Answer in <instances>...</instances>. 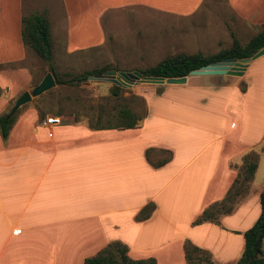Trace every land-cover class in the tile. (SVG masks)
<instances>
[{
	"label": "crops",
	"instance_id": "obj_1",
	"mask_svg": "<svg viewBox=\"0 0 264 264\" xmlns=\"http://www.w3.org/2000/svg\"><path fill=\"white\" fill-rule=\"evenodd\" d=\"M28 2L0 0V115L32 82L23 65ZM205 2L43 0L48 21L52 12L57 15L58 46L69 55L105 43L101 18L109 12L189 17ZM225 4L239 22L264 25V0ZM251 64L230 87H197L200 76H187L184 84L145 95L148 116L133 129L94 130L56 116L59 124L49 125L34 105L22 109L8 138L0 136V264H83L112 242L125 245L132 260L187 264L189 242L208 252L214 264H235L244 251V233L260 216L264 190V173L259 176L264 124L252 122L246 108L254 90L246 78ZM150 148L171 151L172 160L154 168L145 156ZM249 153L257 154V169L232 212L216 223L193 225L207 207L224 200ZM149 203L155 205L152 215L137 222Z\"/></svg>",
	"mask_w": 264,
	"mask_h": 264
},
{
	"label": "rangeland",
	"instance_id": "obj_2",
	"mask_svg": "<svg viewBox=\"0 0 264 264\" xmlns=\"http://www.w3.org/2000/svg\"><path fill=\"white\" fill-rule=\"evenodd\" d=\"M225 3L226 0H206L204 5L189 17L171 16L157 12L149 13L135 9L109 12L101 18L106 35L105 43L72 55L67 54L63 47L58 46L60 30L58 22L56 23L57 15L54 16V12H52L51 20L48 21L53 45V60L50 64L59 78L67 81L72 77L104 68L117 72H138V70L153 67L161 60L180 53L188 55L200 53L205 57H210L230 48L234 38L241 45H246L260 32L261 26L258 24L251 26L248 23L239 22L236 16L226 12ZM55 8L58 9L56 4ZM45 10L46 5L43 0H32L31 4L28 2L25 7V15L46 16ZM50 64L43 62L33 51L27 49V60L23 65L29 69L32 75L29 92L42 81ZM246 78L253 83L254 87L251 93L252 103H248V107H246L249 112L248 117L252 122H258L256 125H263L264 56L251 64ZM238 79L241 78L200 76L194 80L193 85L207 88H212L213 85L230 87ZM242 83L245 82H240V87ZM166 86L167 84L158 86L137 83L131 88L121 87V95L126 100L114 101L110 92L113 85L110 82L87 80L72 86L56 84L51 90L33 98L31 102L21 107L19 113L22 109L34 105L38 109L39 117L59 116L66 118L65 121L88 123V121L95 122L98 111L102 109L105 113L101 115V121L102 124H106L111 115L124 104L140 113L143 101L146 103L145 95L160 94L161 89L164 90ZM0 96H3L2 93ZM166 96L158 98L159 103L160 101L166 102ZM198 97L193 95L190 98ZM17 98L15 96L10 100L4 111L6 114L10 113ZM200 99L203 100L201 96ZM234 100L233 98V104ZM241 105L242 102L239 100V106L241 107ZM160 110L165 112L163 109ZM236 146H240V144H236ZM262 146L264 147V142ZM258 151L259 148L253 150L255 153ZM263 173L264 150L261 155L259 176ZM202 256L204 257V255ZM194 261L196 262V259Z\"/></svg>",
	"mask_w": 264,
	"mask_h": 264
},
{
	"label": "trees",
	"instance_id": "obj_3",
	"mask_svg": "<svg viewBox=\"0 0 264 264\" xmlns=\"http://www.w3.org/2000/svg\"><path fill=\"white\" fill-rule=\"evenodd\" d=\"M22 42L24 47L33 51L43 62L50 64L53 60V45L50 36L49 22L45 15L32 14L22 18ZM264 49V25L260 32L251 38L246 45H241L237 39H233V45L222 50L216 55L205 57L197 53L188 55L180 53L161 60L153 67L144 70H138L146 77L183 78L189 76L190 72L210 65L211 63L221 61L225 58L246 59L253 57L256 53ZM4 66H0L3 68ZM109 68L95 70L81 76L72 77L69 80H62L56 74L51 64L48 72L51 73L57 85H75L87 81L89 76L103 74L110 71ZM46 73V74H47ZM36 87V86H35ZM240 90L242 93L246 90V84L242 83ZM111 97L114 101H125L121 95V87L113 86L111 88ZM140 113L134 111L131 107L124 104L111 115L106 124H102L101 115L105 113L102 109L98 111L95 122L88 121V126L94 130L102 129H133L148 116L146 103L143 101ZM20 110V109H19ZM19 110L10 116L9 113L0 115V136L5 141L16 119ZM59 115V114H58ZM59 117V116H56ZM43 118V116L41 117ZM164 155L160 158H153L154 153ZM145 156L147 161L154 168H160L172 160L173 154L169 150L156 151L153 148L146 150ZM258 165V156L255 153H249L244 156L243 164L238 178L227 196L220 203L207 207L202 214L193 222V225H199L206 222L218 221L221 215L230 214L238 197L247 191L248 184L252 181ZM261 213L254 225L244 233V251L240 259L235 264H264V190L260 195ZM155 210L153 203L147 204L136 215L137 222L148 220ZM184 252L187 264H214L208 252L203 251L191 243L184 245ZM128 249L119 242H112L102 249L95 256L85 259L83 264H157L154 259L132 260L128 257ZM200 254V255H198ZM204 255V257L202 256ZM196 259V262L194 261Z\"/></svg>",
	"mask_w": 264,
	"mask_h": 264
},
{
	"label": "water",
	"instance_id": "obj_4",
	"mask_svg": "<svg viewBox=\"0 0 264 264\" xmlns=\"http://www.w3.org/2000/svg\"><path fill=\"white\" fill-rule=\"evenodd\" d=\"M264 56V49L256 53L251 58L236 59L225 58L221 61L211 63L204 66L199 70L190 72L189 76H233L243 77L247 67L256 59ZM89 81L110 82L114 86L122 88H131L137 83L151 84L162 86L165 84H184L187 77L183 78H162V77H146L140 72H117L115 70L107 71L103 74H96L88 77ZM56 85L55 80L51 73H47L42 81L31 91L24 92L15 101L10 110V116H13L21 107L31 102L33 98L38 97L47 91L54 88Z\"/></svg>",
	"mask_w": 264,
	"mask_h": 264
},
{
	"label": "built area",
	"instance_id": "obj_5",
	"mask_svg": "<svg viewBox=\"0 0 264 264\" xmlns=\"http://www.w3.org/2000/svg\"><path fill=\"white\" fill-rule=\"evenodd\" d=\"M45 123L49 124V125H54V124H59V119L58 118H47Z\"/></svg>",
	"mask_w": 264,
	"mask_h": 264
}]
</instances>
